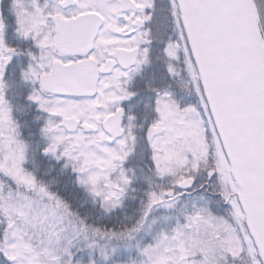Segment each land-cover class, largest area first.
Returning a JSON list of instances; mask_svg holds the SVG:
<instances>
[{"label":"snow or ice","instance_id":"6c2138e0","mask_svg":"<svg viewBox=\"0 0 264 264\" xmlns=\"http://www.w3.org/2000/svg\"><path fill=\"white\" fill-rule=\"evenodd\" d=\"M0 264H264V0H0Z\"/></svg>","mask_w":264,"mask_h":264}]
</instances>
